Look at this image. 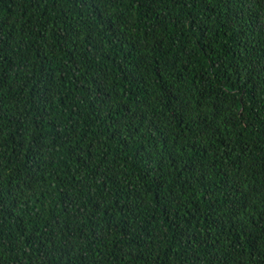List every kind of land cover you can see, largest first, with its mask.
Instances as JSON below:
<instances>
[{"label":"trees","instance_id":"16d2710c","mask_svg":"<svg viewBox=\"0 0 264 264\" xmlns=\"http://www.w3.org/2000/svg\"><path fill=\"white\" fill-rule=\"evenodd\" d=\"M0 264H264V0H0Z\"/></svg>","mask_w":264,"mask_h":264}]
</instances>
